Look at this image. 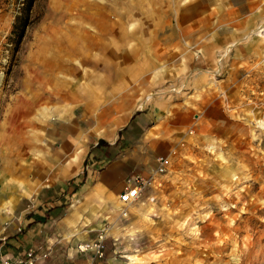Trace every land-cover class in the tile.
I'll return each instance as SVG.
<instances>
[{
  "label": "rangeland",
  "instance_id": "obj_1",
  "mask_svg": "<svg viewBox=\"0 0 264 264\" xmlns=\"http://www.w3.org/2000/svg\"><path fill=\"white\" fill-rule=\"evenodd\" d=\"M18 1L6 0L0 7L1 180L17 181L3 170L32 162L36 152L31 149L27 160L23 142H40L51 115L65 117L70 105L104 93L113 84L115 57L130 56L131 50L139 49L143 58L155 47L166 52L151 69L150 81L162 83L155 98L171 100L179 110L156 112L154 120L161 124L153 128L163 127L167 136L157 151H149V173L127 185L149 179L132 191L130 201H119L125 188L120 186L98 205L83 208L86 217L75 224L71 238L54 242L45 237L16 255L31 250L38 256L35 264H264V0H253L246 30L234 38L223 42L212 37L214 29L204 31L195 44L186 38L173 47L177 57L159 45L158 25L176 17L162 9L172 12L190 0H37L15 44ZM153 8L155 15H148ZM52 36H62L77 53H60L62 46ZM40 51L52 61L40 59ZM57 53L70 58L69 68L56 65ZM191 58L203 65L190 66ZM171 59H178L180 77L161 79L175 70ZM39 76L46 77L42 85ZM57 80L69 83L65 95L72 93L70 86L78 87V96L51 102ZM124 83L129 87L132 82ZM41 95L52 99L24 114L26 101ZM106 114L108 121L115 118ZM103 131L98 125L96 134ZM160 155L171 161L164 173L156 172ZM98 239L104 244L101 256L77 246ZM11 254L2 251L1 256Z\"/></svg>",
  "mask_w": 264,
  "mask_h": 264
},
{
  "label": "crops",
  "instance_id": "obj_2",
  "mask_svg": "<svg viewBox=\"0 0 264 264\" xmlns=\"http://www.w3.org/2000/svg\"><path fill=\"white\" fill-rule=\"evenodd\" d=\"M252 4L253 0H190L172 12L162 9L164 15L176 17L164 18L158 25L159 45L162 43L165 50L170 49V56L177 57L173 47H180L186 38L195 44L204 31L214 29L213 34L210 32L212 37H220L223 42L234 38L246 30V16L251 14ZM149 13L154 16L155 9ZM221 30L229 32L221 34ZM165 55L155 47L153 55L145 58L140 56L139 49L131 50L130 56H116L113 84H108L104 93L70 105L65 117L51 115L40 142L21 141V154L27 160L32 158L31 149L36 154L29 165L13 163L3 170L15 175L17 181L0 179V256L2 251L20 254L45 237L54 242L66 241L77 233L75 224L84 221L85 206L98 205L103 196H111L120 186L126 187L135 177L149 173V151H157L167 136L163 127L153 128L161 124L156 122V112L166 107L179 110L173 101L155 98V89H162V83L150 81L151 69ZM171 60L169 66L175 70L161 79L180 77L178 59ZM189 63L192 67L203 65L202 62L198 66L194 58ZM126 79L132 82L129 87L124 83ZM135 80L137 84H133ZM70 87L72 93L57 95L51 102L78 96V87ZM30 110L26 105L24 114ZM106 113L115 118L108 121ZM121 114L126 116L122 118ZM98 125L105 130L98 132L100 135L96 134ZM89 215L91 218L92 213ZM19 227L24 230L18 232Z\"/></svg>",
  "mask_w": 264,
  "mask_h": 264
},
{
  "label": "built area",
  "instance_id": "obj_3",
  "mask_svg": "<svg viewBox=\"0 0 264 264\" xmlns=\"http://www.w3.org/2000/svg\"><path fill=\"white\" fill-rule=\"evenodd\" d=\"M158 158V164L156 166L157 173H164L170 166L171 161L169 155H160ZM149 179L144 178H137L135 185L131 188L126 186L121 193H119V201L120 202H128L132 198V191L135 190L136 192L144 187ZM21 230V227L18 228ZM78 248L80 250H90L94 255L101 256L103 254V242L101 239H98L95 242L84 241L78 243ZM36 256L31 250H28L24 253V255H4L0 256V264H35Z\"/></svg>",
  "mask_w": 264,
  "mask_h": 264
},
{
  "label": "bare ground",
  "instance_id": "obj_4",
  "mask_svg": "<svg viewBox=\"0 0 264 264\" xmlns=\"http://www.w3.org/2000/svg\"><path fill=\"white\" fill-rule=\"evenodd\" d=\"M56 32V31H55ZM52 39V42L55 43V44H60L62 46V50L60 51V53H64V54H67L68 56H70L72 53H77V50L76 49H72L70 45L68 44H63V38L62 36L61 37H54L52 36L51 37ZM95 43V42H94ZM49 46V45H48ZM47 51V50H46ZM41 53V51H40ZM48 53V52H47ZM45 53L42 52L39 56L40 59L44 60L46 63L52 61V59H50V56L46 57L44 55ZM38 55V54H37ZM42 55H43V58H42ZM68 56L66 57H63L62 55H59L58 53L56 54V58L54 56V58L56 59V62H57V66L60 67V68H64V69H67L69 68V66H66L69 62V59ZM71 61V60H70ZM222 68V67H221ZM220 70V69H219ZM49 76V75H48ZM38 79V78H36ZM43 80L44 81H47L46 80V77L44 76H39V81H41V85L43 83ZM53 87H52V90H51V93L50 95L52 97H56L57 95H60V96H64L65 94H67V81L66 80H57V82L55 81L54 84H52ZM52 97H46L45 95H41V96H38L37 97V100L34 101V102H30V101H26V105L29 107V109H32L33 106H35L36 104H38L40 101H45V102H48L49 100L52 99ZM228 244V242H223V247H226ZM217 247V246H216ZM221 249V248H220Z\"/></svg>",
  "mask_w": 264,
  "mask_h": 264
},
{
  "label": "trees",
  "instance_id": "obj_5",
  "mask_svg": "<svg viewBox=\"0 0 264 264\" xmlns=\"http://www.w3.org/2000/svg\"><path fill=\"white\" fill-rule=\"evenodd\" d=\"M37 0H19L17 4L18 14L14 21V30L18 29L17 37L14 38L15 44L19 43V39L22 38L26 26L31 22L30 14L34 3ZM6 0H0V7Z\"/></svg>",
  "mask_w": 264,
  "mask_h": 264
}]
</instances>
